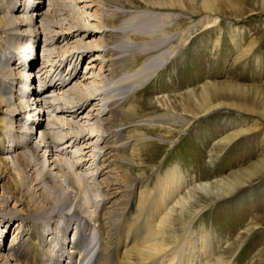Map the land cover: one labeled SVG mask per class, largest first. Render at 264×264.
Returning a JSON list of instances; mask_svg holds the SVG:
<instances>
[{"label":"bare ground","instance_id":"obj_1","mask_svg":"<svg viewBox=\"0 0 264 264\" xmlns=\"http://www.w3.org/2000/svg\"><path fill=\"white\" fill-rule=\"evenodd\" d=\"M82 2L74 0V13L86 17L88 24L78 20L70 25L68 32H64L65 26H60V32L49 26L48 32L55 34L52 40L46 39V43L53 42L55 46L67 40L60 50L57 47L61 62L59 66L55 64L54 72L60 66L64 68L65 61L72 64L75 57L89 51L97 50L101 56L100 81L91 82L92 90L88 88L90 83L85 82L82 91L88 89L86 94H81L79 88L78 92H72L75 100L71 101V91L64 88L74 80L73 77L68 80L73 72L54 76V72L43 71V67L38 71H43L42 78L46 74L45 79L57 77L58 80L47 87H31L35 42L40 34L38 19L41 18V24L48 21L58 26L55 18L59 4L51 0L48 8L43 9L42 0H0V230L7 231L4 229L14 221L15 231L20 234L18 242L4 250L1 242L0 264H238L240 245L230 243L218 250L220 240L216 233L205 230L204 226L201 230L193 228L207 207L196 205L200 204L202 195L229 196L260 170L242 178H239L241 173L194 181L191 177L185 180L178 165L163 173L153 165L156 177L153 185L145 176L146 149L154 141H170L164 138L171 132L167 123L176 118L169 109L173 102L169 94L157 99L167 110L164 115L150 111L141 114L142 100L137 96L139 89L163 71L176 52V46L164 48L174 36L170 28L173 13L155 9L170 8L172 3L94 0L92 5L86 3L81 7ZM96 3L99 7L93 13L91 7ZM206 7L218 11L219 2L210 0ZM89 15H94V20L89 21ZM75 31L80 38L72 46L68 37ZM176 36L184 42V34ZM14 55L21 60L19 66L18 61L16 64V60H11L15 59ZM54 57L49 59L54 61ZM50 87L62 92L66 99L59 102L62 108L53 106L56 114L59 109L63 113L56 115L54 123L60 120L71 131V136L63 139L53 128L52 132L40 130L38 135L34 128L40 124L39 118L35 123L31 120L35 113H38L36 117L41 116L42 91ZM247 89L227 81L208 82L186 95L181 94L179 101L184 102L181 106L192 105L191 110L196 114L207 113L223 105H233L237 93ZM232 96L230 102L221 100H230ZM90 104L92 108L82 118L89 122L92 118L95 127L73 119L75 114L83 115ZM187 120L181 116L182 123ZM77 124H81V130ZM258 126L235 127L217 144L224 146ZM65 137L69 138L64 141ZM54 142L57 146L67 143L68 147L82 142L79 150L82 161L67 156L65 150L56 152ZM93 160L96 164L90 177L95 186L91 185L89 174L82 170ZM260 167L264 168V161ZM93 187L97 194L91 193L95 191ZM70 229L74 230L71 239ZM263 252L259 249L258 258Z\"/></svg>","mask_w":264,"mask_h":264},{"label":"rangeland","instance_id":"obj_2","mask_svg":"<svg viewBox=\"0 0 264 264\" xmlns=\"http://www.w3.org/2000/svg\"><path fill=\"white\" fill-rule=\"evenodd\" d=\"M42 1L44 4L42 8L47 9L51 0ZM93 1L83 0L79 4L83 7L86 3L92 5ZM95 1L98 2L99 0ZM163 1H167L169 4L172 3L170 8L157 7L155 9L173 13L170 28H172L174 35L172 42L165 44L164 48L168 45L169 47L173 45L176 46V52L172 54L173 56L169 59L164 70L153 76L149 82L139 89L137 96L142 100L141 109L143 110H140L141 114L150 111L164 115L167 110L158 103L157 99L161 98L164 94H169L173 101L172 107L169 109L175 113L176 118L174 121L167 123V126L171 128V132L166 137L163 136L164 138H169L170 141L165 143L154 141L146 149V154L144 155L145 176L150 179V183L153 185L156 178L154 173L155 167L153 165H157L158 170L162 173L178 165L179 167H177L185 176L184 179L191 180L192 178L194 181L196 179H220L241 173L242 175L239 178H242L245 174L248 175L255 170H260L246 185H238L229 196L219 198L217 196L206 197L202 195L199 198L200 204L197 203L196 207L199 208L201 205H207V207L199 214L196 222L193 224V228L200 229L201 226H204L205 230L216 233L218 236L217 240H220L217 245L218 250L230 243H236L237 246L240 245V250L236 256L238 264H264V252L259 258L257 253L259 249L264 250V168L260 167L264 161L263 0H218V11L206 7L210 0L207 3L204 0ZM55 2L59 4L57 7L59 12L57 11L58 13H56L55 18L59 27L56 24L50 25L48 21H44L41 24V18L37 22L40 34L37 42H35V61L32 67L33 83L31 85L33 88L47 87L53 81L56 82L58 80L57 77L45 79L46 74L43 75V79L42 72L51 70L50 74H53V68L54 70L56 69L55 64L57 63L56 65L59 66L61 62L57 54V47L59 46L60 50L67 40L56 44V46L52 44L53 42H50L51 44L49 45V42L46 43V39L50 38L48 41L52 40L55 33H49L48 29L51 27V29L60 32L61 27L65 26L64 32H68L70 25L78 20H82V23L88 24L86 17L79 15L78 12L74 13L77 1H75L76 4L74 0H55ZM97 6L96 3L91 7L93 13L99 7ZM151 9H154V7H151ZM89 17V21L94 20V15H89ZM214 19L217 22L214 23ZM74 33L68 37L69 43L72 46L74 41L80 38L77 36L78 33L76 31ZM176 34H184V42L178 40ZM233 39H235V42ZM97 54V50L89 51L84 56L75 57L72 64L67 60L65 64H62L63 66L65 65L64 68L60 66L57 69L58 71L54 72V76H57L59 72H64L65 75L73 72V75H70L68 80L71 77L74 80L64 88L66 92L67 90L71 91L70 94L68 93L71 101L75 100L72 92H76L79 88L82 91L85 87V82L90 83L88 88L92 90L93 85L91 82L98 78L101 79V77H98V74L102 72L100 70L102 61L101 56ZM52 57L55 58L54 61L56 60V62L49 59ZM14 58L11 60H16L15 63L17 64L19 59L16 58L18 56L14 55ZM19 63H21V60L18 61L17 66L20 65ZM47 65L50 66L45 68ZM43 67L44 70L39 73L38 71ZM94 70L96 73H94ZM225 81L248 87L246 92L237 93L233 105H223L214 108L210 112H200L197 114L191 110L192 105L190 106L186 103V106H181L184 103L179 101L182 99V95H186V93L208 82L218 83ZM15 89L16 92L19 90L18 87ZM53 89V87L43 89L41 95V107L43 111L39 117H36L38 113H35L33 115L34 118L31 120L35 123L37 122L36 118H39L40 124L34 128L38 135L40 130L52 132L51 130L54 129L53 131L59 136L62 135L63 139V136H71V131L67 129V126L63 127L60 120L59 123H54L56 115L59 112V114H63L60 109L57 110L56 114L54 109L61 107L59 102L66 99L63 98L62 92L59 93L60 91L58 92L57 90L55 92ZM64 90L63 92H65ZM87 90L82 91L81 94H86ZM48 91L49 94H46ZM66 92L63 94L66 95ZM60 98L63 99L61 100ZM232 99L233 96L230 100L227 98L221 100L230 102ZM235 104L237 105L234 106ZM66 105L64 104V106ZM243 105L246 106V110ZM91 108L92 105L90 104L83 115L75 114L76 118H73L75 119L74 121L81 123L84 121L87 126L95 127L96 123L94 124L92 118L89 117L90 122L82 118ZM181 116H185L188 120L182 123ZM67 118H69V115ZM256 125H259V128H252L230 143L218 146L217 142L227 134L233 132L235 127L243 129ZM77 126V129L81 130V124H77ZM35 131L34 135H37ZM66 138L69 137H65L64 141H66ZM94 138L96 139V137ZM62 139L59 138L60 141ZM57 140L55 139V142ZM55 142L54 150L56 152L59 153L61 150H65L67 156L75 158V161H82V157L80 156L82 152H79L83 145L82 142L70 147L67 146V143L57 146ZM95 164L94 160L90 161L82 167V170L88 173L90 177L93 172L92 167H95ZM89 181L92 186H95L93 177H90ZM95 188L93 187L95 191L91 192L92 194H97L98 191L96 192ZM251 226L253 228L239 234L241 230ZM15 228L16 224L13 221L4 229L7 231L0 230V244L2 242V245H4L3 250L4 248H8L11 243L13 245L18 242L20 234L18 235ZM91 232L88 231L89 235L92 234ZM73 234L74 230L70 229L68 231L69 239H71ZM2 239L3 241H1Z\"/></svg>","mask_w":264,"mask_h":264}]
</instances>
